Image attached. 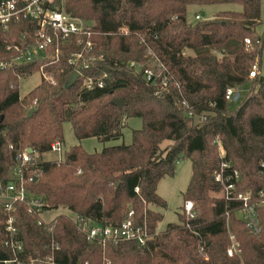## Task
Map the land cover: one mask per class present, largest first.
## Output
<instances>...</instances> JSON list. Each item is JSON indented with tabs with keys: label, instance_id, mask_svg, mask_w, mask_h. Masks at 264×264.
Instances as JSON below:
<instances>
[{
	"label": "trees",
	"instance_id": "obj_1",
	"mask_svg": "<svg viewBox=\"0 0 264 264\" xmlns=\"http://www.w3.org/2000/svg\"><path fill=\"white\" fill-rule=\"evenodd\" d=\"M223 3L241 10L188 20L192 6ZM61 4L90 26L82 45L79 37L65 40L53 32L45 56L14 63L16 46L36 40V24L22 17L0 26V61L6 63L0 70V187L15 182L42 199L46 211L67 208L94 222L121 224L133 210L150 239L145 246L90 242L68 217L40 224L23 203L15 205L12 235L0 204V264H50L49 259L54 264H264V206L258 209L262 231L256 235L235 213L241 202L223 199L226 184L215 179L229 163L232 169L224 174L240 173L238 192L264 191L261 0H58L53 9ZM80 53L84 58L77 59ZM146 69L153 70V80L145 77ZM74 71L80 78L68 86ZM34 73L41 74L40 84L21 97L20 80ZM243 87L249 88L244 101L230 111L227 90L234 89L238 100ZM120 99L123 107L114 103ZM130 118L143 122L132 132L131 144L95 153L78 144L60 160L43 158L55 142L64 144L66 123L79 142L96 138L105 144L124 136ZM28 149L34 151L31 161L16 179L18 156ZM182 159L192 164L184 206L192 202L197 216L188 217L183 206L180 222L158 232L168 208L158 184L175 175ZM229 230L241 257L227 253Z\"/></svg>",
	"mask_w": 264,
	"mask_h": 264
},
{
	"label": "built area",
	"instance_id": "obj_2",
	"mask_svg": "<svg viewBox=\"0 0 264 264\" xmlns=\"http://www.w3.org/2000/svg\"><path fill=\"white\" fill-rule=\"evenodd\" d=\"M63 0H61V3ZM58 3V0H0V26L7 27L12 21L19 20L22 17H26L35 22L36 40L24 48L16 46L18 55L13 59L14 63H29L35 59L45 56L53 46L52 33L56 32L62 35L63 39L67 40L72 36L79 37L78 44L82 45L83 35L91 36L90 26L84 21L75 19L68 15L61 4L60 10L53 9V6ZM204 20L200 13H196L195 21ZM247 45H250V40L246 41ZM93 47L92 42L87 43V49L91 50ZM10 48H8L9 50ZM77 59L84 58L83 53L75 55ZM72 63H75L72 61ZM131 67L141 69L136 63H131ZM161 67H163L161 65ZM6 68V63L0 61V70ZM257 68L254 67L251 70L250 77L253 78L256 75ZM145 77L148 81L154 79V72L151 69L145 70ZM89 88H92L93 82L87 81ZM168 85V78L163 81V86ZM100 83V87H102ZM236 92L230 88L227 90V100H232ZM25 150L18 156L17 166L14 168V177L20 179L23 175V171L26 165L31 161V154ZM52 153L59 155V159H62L66 150L60 141L55 142L52 147ZM261 168L264 169V162L261 164ZM232 167L229 163H223L222 169L216 174V181L219 183H225L224 192L221 195L223 199L232 202H241L240 207L235 210L237 217L242 220L252 233L259 235L262 231L260 223L258 209L264 206V191H261L258 195L254 196L251 192H238L237 184L240 180V173L233 170L230 174L225 175L224 172L231 170ZM138 192V189H136ZM16 203H23L28 207L29 213L39 217V223L45 224L41 218L45 210V203L42 199L32 196L27 189L15 182L7 185L6 188L0 187V204L4 211L9 215L6 220V230L15 235L17 229L15 228V217L13 211L15 210ZM185 214L190 218L197 216L194 205L192 202H187L184 206ZM229 216V213H227ZM72 220V219H71ZM78 227V230L85 234L90 242H96L99 244L113 243L118 244L121 242H137L140 246H145L150 239V235L145 227L139 226L135 220V213L131 210L128 213L127 218L121 224H111L105 222H94L91 219L85 218L81 215L75 214V219L72 220ZM229 236L231 244L228 247L227 253L229 256L241 257L242 250L240 243L237 241L236 236L229 230ZM21 245L18 247L21 250ZM53 248L57 249V244H53ZM50 264H54L52 259H49Z\"/></svg>",
	"mask_w": 264,
	"mask_h": 264
},
{
	"label": "rangeland",
	"instance_id": "obj_3",
	"mask_svg": "<svg viewBox=\"0 0 264 264\" xmlns=\"http://www.w3.org/2000/svg\"><path fill=\"white\" fill-rule=\"evenodd\" d=\"M241 10L240 5L236 4H216L211 6H192L188 10V20L195 21V14L200 13L204 19H214L216 15L223 11H239ZM261 14L262 20L264 21V0H261ZM80 20V19H79ZM83 21V20H81ZM85 23V21H84ZM257 34L264 38V25L258 28ZM260 71L264 74V41L263 50L261 55ZM41 74L34 73L33 75L22 78L19 83V89L21 97H25L30 91L36 88L41 82ZM249 91L248 87H243L240 92V97L238 100L234 97L228 103V109L230 111L237 110L242 102L244 101L247 93ZM143 128V122L140 118H130L127 123V127L124 130V136L120 140H114L109 143H102L96 138H88L79 142L76 139L73 128L70 123H66L63 126V147L66 151H69L72 147L81 144L82 149L86 153L101 152L105 147L121 145V144H131L132 142V132L134 130H140ZM168 145V144H165ZM164 145V147H165ZM45 161H55L59 159V155L56 153L49 152L43 157ZM192 175V164L188 159L180 160L176 165V172L173 177H165L162 179L157 188V193L161 196L168 205L167 210L163 211L164 218L158 224L157 231L162 232L166 229L169 224L179 223V214L183 211L184 206V193L187 190L190 179ZM66 216L69 219H75V213L67 208H59L47 210L41 216L45 224L53 223L58 217Z\"/></svg>",
	"mask_w": 264,
	"mask_h": 264
},
{
	"label": "water",
	"instance_id": "obj_4",
	"mask_svg": "<svg viewBox=\"0 0 264 264\" xmlns=\"http://www.w3.org/2000/svg\"><path fill=\"white\" fill-rule=\"evenodd\" d=\"M79 78H80V73L77 71H74L68 78V86L75 84ZM114 103L119 107H123V105H124V101L122 99L116 100ZM33 113H34V110H32L30 112L29 116H31ZM27 152L29 154H33L34 151H33V149H28Z\"/></svg>",
	"mask_w": 264,
	"mask_h": 264
}]
</instances>
